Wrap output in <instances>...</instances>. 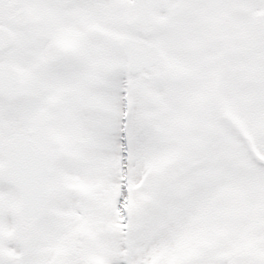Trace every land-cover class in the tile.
<instances>
[{
    "label": "snow or ice",
    "instance_id": "snow-or-ice-1",
    "mask_svg": "<svg viewBox=\"0 0 264 264\" xmlns=\"http://www.w3.org/2000/svg\"><path fill=\"white\" fill-rule=\"evenodd\" d=\"M0 264H264V0H0Z\"/></svg>",
    "mask_w": 264,
    "mask_h": 264
}]
</instances>
